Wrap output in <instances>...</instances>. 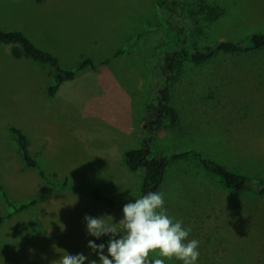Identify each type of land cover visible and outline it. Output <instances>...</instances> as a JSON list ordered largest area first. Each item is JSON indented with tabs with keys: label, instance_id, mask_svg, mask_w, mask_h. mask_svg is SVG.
Wrapping results in <instances>:
<instances>
[{
	"label": "rangeland",
	"instance_id": "1",
	"mask_svg": "<svg viewBox=\"0 0 264 264\" xmlns=\"http://www.w3.org/2000/svg\"><path fill=\"white\" fill-rule=\"evenodd\" d=\"M189 6L186 38L197 48L245 44L264 32V0H190ZM210 8L217 9L213 21ZM170 16L155 0H0V30L22 31L76 71L51 97L53 69L0 45V182L12 202L0 194V264H51L63 251L98 260L87 247L95 238L84 217L119 222L123 203L139 198L144 171H131L125 153L142 145ZM176 79L171 105L178 123L156 133L152 154L198 151L264 179V51L185 62ZM11 126L26 134L52 184L25 166ZM94 189L115 204L85 193ZM159 192L168 214L199 240V264H264V195L227 188L194 157L174 161Z\"/></svg>",
	"mask_w": 264,
	"mask_h": 264
},
{
	"label": "trees",
	"instance_id": "2",
	"mask_svg": "<svg viewBox=\"0 0 264 264\" xmlns=\"http://www.w3.org/2000/svg\"><path fill=\"white\" fill-rule=\"evenodd\" d=\"M35 1L42 3L45 0ZM189 1L155 0L157 6L168 9L171 12V16L167 19L168 27L166 30L169 37L164 41V45L168 46V51L160 55L159 62L155 66L157 71L156 94L154 100L147 105L145 110L142 145L139 148L126 150V165L133 172L144 171L139 197L150 191H159L165 181L170 165L174 161L188 157L197 158L200 165L220 178L227 188L235 192L244 189H254L258 194L264 195V179L253 180L246 175L232 171L223 164L205 157L204 154L198 151L177 152L169 156L164 154L153 155L151 152V144L156 133L161 129L174 127L178 123L177 112L171 105V99L172 91L177 82L176 74L185 62L202 64L219 54H255L264 51V32L250 34L245 44L235 41H222L215 46L202 48L190 45L186 38V28L188 27L186 23L187 11L190 7ZM216 10L210 8L209 13L206 11L212 21L217 18L218 14L216 15ZM172 20H180L184 25L173 23ZM0 45H12V54L16 58L26 57L40 64L48 65L53 69L54 82L50 84L48 89V94L51 97L55 96L62 82L71 80L76 75L75 70H68L61 67L56 55L39 48L20 30H0ZM87 63H90V60L82 64L79 69L85 67ZM10 131L16 139L19 153L25 166L36 170L41 178L46 180L48 184H52L48 180V176L41 169L39 162L31 156L29 151L30 141L26 134L15 126H11ZM85 193L94 199L115 204L114 200L97 189L86 191ZM0 194L7 204H12L1 182ZM36 202L37 199L29 203H23L16 207L15 211L19 212L29 206H34ZM4 220L5 217L0 215V227ZM120 234H124L123 229L120 230Z\"/></svg>",
	"mask_w": 264,
	"mask_h": 264
},
{
	"label": "clouds",
	"instance_id": "3",
	"mask_svg": "<svg viewBox=\"0 0 264 264\" xmlns=\"http://www.w3.org/2000/svg\"><path fill=\"white\" fill-rule=\"evenodd\" d=\"M165 203L162 192L150 191L126 203L119 222H113L109 215H86V232L95 238L88 241L87 247L98 260L63 251L51 264H166L173 259L180 264H199V240L189 239L191 227L170 216ZM103 237H108L107 245L96 243Z\"/></svg>",
	"mask_w": 264,
	"mask_h": 264
}]
</instances>
